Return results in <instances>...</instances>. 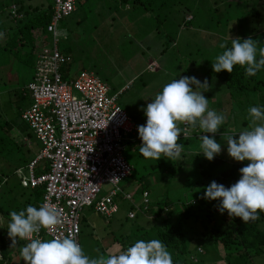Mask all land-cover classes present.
Returning <instances> with one entry per match:
<instances>
[{
  "label": "rangeland",
  "instance_id": "374dc122",
  "mask_svg": "<svg viewBox=\"0 0 264 264\" xmlns=\"http://www.w3.org/2000/svg\"><path fill=\"white\" fill-rule=\"evenodd\" d=\"M33 1L38 4L37 0ZM141 1L147 6V0ZM41 2L46 7L49 0ZM88 4L91 10L86 8L87 14L93 18V22L82 19L79 20L82 22L75 25L76 17L72 15L71 19L63 20L59 25V28H70L74 35L70 36L67 43L62 40L60 42L61 46H75L76 54L68 70L67 80L73 79L79 71L93 73L109 87L110 95L117 96L118 105L126 113L133 114L134 123L140 126L146 123L143 109L154 100L165 84L183 76L196 77L201 82L207 79L211 89L203 95L209 99V108L223 114L224 123L229 122L219 130L223 134L213 137L221 144V152L214 159L221 161L220 169L241 163L228 156L226 140L232 134H237L234 138L238 139V133L248 128L249 112L244 107L232 104L233 99L226 86L215 76L212 63L220 52L216 50L219 45L230 42L229 46L231 38L238 37L236 31L244 32L245 39L251 37L259 42L258 47H264V8L246 0H170L168 4L174 7H160L151 14L143 12L132 1L128 5H119L117 0H90ZM226 5L240 8L229 10ZM215 6L218 12H213ZM221 11L223 16H219ZM236 11L242 17L235 20L233 15ZM187 15L192 16L193 21L182 26ZM46 35L50 40V34ZM10 72L0 79V117L9 121L11 126L8 134L0 135V193L3 192L4 197L9 194L8 188L12 189L13 197L19 194L21 189L16 186L18 177L27 176V160L35 158L41 149L40 143L20 120L22 112L31 102L29 94L22 92L33 69H23V73ZM200 143V140H190L187 145L182 144L185 155H181L180 161H170L167 157L159 159L164 162L162 167L171 166L175 173L169 176V180L168 175L164 174V182L154 183L149 188L151 207L168 198L174 204L171 210L179 212L182 202L189 203L198 196L201 189L200 167L208 163L203 154L197 155ZM122 155L134 167V178L139 175L149 176L151 171L148 166L159 161L138 156L132 144L125 146ZM6 177L9 180L7 185L4 184ZM138 185L132 178L120 185L122 191L132 195L135 204L140 202ZM112 189L108 184L103 185L99 197L106 196ZM116 203L119 212L110 219L95 214L91 208H84L81 212L79 243L90 258L100 255L107 257L113 250H118L120 247L112 243L113 237H134L132 233L137 227L149 231L161 222L162 217L149 219L150 216L144 217L139 213L135 220H128V203L120 198L116 199ZM3 232L8 234V231ZM195 247L196 241L190 244V249L198 264H225L218 247L209 241L202 243L203 252L200 254L195 252ZM259 263L264 264V254L256 259V264Z\"/></svg>",
  "mask_w": 264,
  "mask_h": 264
},
{
  "label": "trees",
  "instance_id": "16d2710c",
  "mask_svg": "<svg viewBox=\"0 0 264 264\" xmlns=\"http://www.w3.org/2000/svg\"><path fill=\"white\" fill-rule=\"evenodd\" d=\"M8 1L9 4L7 3ZM37 1L38 4H36L33 0H14L13 2L10 0H0V79H2V75L9 71H11L10 73H13L14 71L23 73V69L28 70L31 67L33 69V72L31 73V77L28 83L32 79L35 69V62L37 59L36 55L37 53H40V49H42L49 43V39L48 37H46V28L51 21L53 13V0H51V2L49 0L46 7L42 6L41 1L43 0ZM89 1L90 0H84L82 2V7L86 14V18L82 17L79 20L85 19L89 20L90 22L92 21L93 18L88 16L86 9L88 8L89 11L91 10L88 4ZM117 1L119 2V5H128V3L132 1V4L141 7L143 12H150L151 14L155 9L158 10V8L160 7H174V5L168 4L170 0H163V2L161 0H147V6H145L143 4L144 1L141 0ZM196 1L198 0H195V2ZM246 1L254 6L255 4H257V7L261 5V8H264V0ZM31 2L34 4H31ZM12 7H14V14H12ZM226 7L229 10L231 8H240L238 6L231 7L230 5H226ZM216 11L218 12L217 6L214 7L213 12ZM253 11L254 10H252V12ZM222 12L223 11H221L219 16H223ZM227 15L230 17L229 13H227ZM71 16L66 19H71ZM233 16L235 20L242 17H239L237 15V11ZM76 21L74 20V23H76ZM192 21V16L187 15V18L184 17L183 19L182 26H186ZM80 22L77 21V24ZM67 30L68 36L71 35V29L67 28ZM236 34L242 40L245 39V35H243L244 32L236 31ZM64 39L65 38L61 40L64 41ZM229 43L230 42L226 43V48L231 47V45L228 46ZM58 46L61 54L69 56L70 58L69 64L65 65V68L63 67L64 69L62 68L61 70L63 78L66 81L73 80L80 73L79 71V73H77V75L73 79L67 80L69 79L68 70H70L69 68H71L74 61V55L76 54V52H74L75 46L67 47L65 46V44L63 46ZM216 50L220 51L217 54L219 55L222 54L225 49H221L219 45ZM5 56L7 57V59ZM257 59H259V55L257 56ZM215 76L222 84L226 86L229 95L233 99L232 104L236 107H244L248 110L250 107L254 106L264 107V67H262L255 76H246L245 68L239 65L234 66L232 73L221 71L219 73H215ZM257 101L258 103H256ZM127 114L133 121V114ZM229 120L230 119H228V121ZM134 124L137 127L139 126L136 123ZM226 124L228 125L229 122L222 124L221 126L223 127L221 128L223 129ZM221 128L219 130H221ZM10 130L11 126L9 124V121L3 120L0 117V135L5 133L8 134ZM219 130L216 134H223ZM195 131H197L198 134L201 133L199 130H191L190 132L195 133ZM190 140L199 141L200 139L194 136L187 139L180 138L178 140V143L187 145ZM1 141L2 140L0 139V142ZM130 144L134 146L135 152H137L138 156H142L139 152L141 141L134 140L128 142L126 145ZM16 148L19 149V146H16ZM181 155L184 156L185 154L182 152ZM33 159L27 160L26 166ZM220 163L221 161L213 158V160L211 161L208 160L207 165H202L200 167L199 173H201V177L199 187L201 189L199 191V194L196 198L193 199L192 202H182V208L179 212L171 210L174 204L172 203V201H170V199L167 198L157 202L154 207H151L150 203H148L147 209L143 211V213H140L139 211H135L136 205H134V203L132 204L128 201H124L122 200L121 196H118L117 199L120 198L121 201L128 203L127 215L129 212H135L134 219H129L127 216L128 220H135L139 214L143 215L144 217L150 216L149 219L159 217H162V219L161 222L156 227H154L155 231H153L154 229L144 231V228L137 227L134 233H132L134 237H113L112 243L114 242V244L116 243L120 248L127 249L134 244L133 241H149L151 239H159L172 255L173 264H198V261L196 260L194 255H192L190 244L196 241V247L194 249L196 253L200 254L203 252L201 249L202 243L204 241H209L212 245L218 247L217 250L221 252V259H223L225 264H256V259L264 254V212H259L258 210L259 218L256 220H250L249 222L244 224L238 217L230 218L226 211L221 214L218 211V206L220 203L219 200L209 201L201 198L204 195V189L212 181H215L218 184H223L225 187H230L232 184L237 182L240 178L239 169L246 166L247 162H241L239 164L231 165L224 169H220ZM163 164L164 162L161 160L151 163L148 166L149 170L151 171V173L148 174L149 176L139 175L137 178H134L133 173L135 172V170L134 172H132L129 178H132L138 182L140 194L142 192H147L149 195V188L154 183H159L161 181L164 182V174L168 175V180L172 175H174L175 170L171 168V166L167 168L162 167ZM47 170L48 166L45 162H41L35 167L36 175L46 173ZM24 180L25 177H18L16 186L17 188H20L21 191L19 192V194H17V196H12L11 188H8L9 194L7 197H4L5 194L3 192L0 193V264H24V261L22 260V257L20 255L19 247L24 245L26 242L18 241L16 247L10 248L11 240L8 238V234H4L3 232L4 230L8 231L7 227L10 222L9 213L11 211L18 212L20 210H24L29 205L37 208L42 205L44 188H30L29 185H23ZM8 182L9 180L6 177L4 180V184L7 185ZM137 205L140 206V203ZM142 207L143 206H140L141 210ZM88 208L93 209L95 214L102 216L94 210V205ZM113 216H111L110 218H112ZM117 251L118 250L115 249L112 251V253Z\"/></svg>",
  "mask_w": 264,
  "mask_h": 264
},
{
  "label": "built area",
  "instance_id": "2783aa9c",
  "mask_svg": "<svg viewBox=\"0 0 264 264\" xmlns=\"http://www.w3.org/2000/svg\"><path fill=\"white\" fill-rule=\"evenodd\" d=\"M52 11L46 28L50 43L40 49L32 79L23 90L31 105L22 112L21 121L41 145L39 154L26 166L23 185L43 187L42 205L54 206L62 213L63 222L55 232L41 230L40 238L74 234L79 243L84 208L94 205L97 213L110 218L118 212V196L134 203L132 195L120 186L133 172L122 153L128 142L140 138L138 127L118 105L117 96L110 95L109 87L96 75L82 71L75 79L64 80L61 70L70 58L58 47L64 38L59 24L75 11V0H53ZM200 135L217 134L189 131L182 132L180 138ZM41 162L48 170L36 175L35 167ZM105 184L113 189L99 198ZM139 203L142 210L134 203L135 211L143 213L149 203L147 192L140 194ZM127 216L134 219L135 212Z\"/></svg>",
  "mask_w": 264,
  "mask_h": 264
},
{
  "label": "clouds",
  "instance_id": "9594fccd",
  "mask_svg": "<svg viewBox=\"0 0 264 264\" xmlns=\"http://www.w3.org/2000/svg\"><path fill=\"white\" fill-rule=\"evenodd\" d=\"M258 45L251 37L231 38L230 48L221 43L220 48L225 50L212 63L213 72L232 73L234 66L239 65L245 68L246 76H255L264 67V47ZM210 89L207 79L201 82L188 76L165 84L143 109L146 123L137 128L140 154L156 161L162 156L180 161L183 145L178 140L182 132L216 134L225 116L209 108V99L203 93ZM248 112V128L238 133V139L234 138L237 134H232L226 140L228 156L236 162H247L239 169V180L230 187L212 181L201 197L219 200L221 214L226 211L230 218L238 217L244 224L258 219V210L264 212V107H250ZM199 139L197 155L203 154L211 161L220 154L221 144L212 136L200 135ZM9 216L10 248L16 247L18 241L26 242L20 248L24 264H173L172 255L159 239L138 240L127 249L96 258L84 253L74 234L44 240L39 236L41 230L53 233L63 222L60 210L51 205H29L24 210L11 211Z\"/></svg>",
  "mask_w": 264,
  "mask_h": 264
},
{
  "label": "crops",
  "instance_id": "0c3cea01",
  "mask_svg": "<svg viewBox=\"0 0 264 264\" xmlns=\"http://www.w3.org/2000/svg\"><path fill=\"white\" fill-rule=\"evenodd\" d=\"M84 0H75V11L73 12V15H75V17H76V19H77V21L79 22V19L83 16V17H85V15H84V10H83V7H82V2H83ZM84 5V4H83ZM84 12V13H83ZM76 19H75V21H76ZM77 21H76V23H75V25H77ZM61 31H62V33H63V35H64V42L66 41V43L69 41V39H70V36H74L73 35V32H71V35H69L68 36V30L66 29V28H59ZM66 35H67V37H66ZM69 37V38H68ZM67 38V39H66ZM63 39V38H62ZM49 43H50V40H49ZM49 43L46 45V46H48L49 45ZM59 45H60V43H59ZM59 47V46H58ZM39 53H37V55H38ZM36 55V56H37Z\"/></svg>",
  "mask_w": 264,
  "mask_h": 264
}]
</instances>
